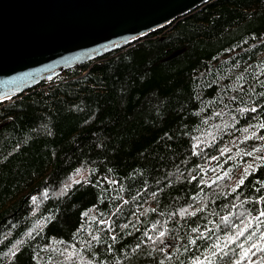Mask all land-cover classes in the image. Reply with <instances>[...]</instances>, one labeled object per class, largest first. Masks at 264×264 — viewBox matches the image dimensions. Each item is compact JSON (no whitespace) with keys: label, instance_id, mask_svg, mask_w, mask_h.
<instances>
[{"label":"trees","instance_id":"1","mask_svg":"<svg viewBox=\"0 0 264 264\" xmlns=\"http://www.w3.org/2000/svg\"><path fill=\"white\" fill-rule=\"evenodd\" d=\"M262 212L264 0L0 104V264H264Z\"/></svg>","mask_w":264,"mask_h":264},{"label":"water","instance_id":"2","mask_svg":"<svg viewBox=\"0 0 264 264\" xmlns=\"http://www.w3.org/2000/svg\"><path fill=\"white\" fill-rule=\"evenodd\" d=\"M211 0H0V104ZM175 247L170 246V255Z\"/></svg>","mask_w":264,"mask_h":264},{"label":"snow or ice","instance_id":"3","mask_svg":"<svg viewBox=\"0 0 264 264\" xmlns=\"http://www.w3.org/2000/svg\"><path fill=\"white\" fill-rule=\"evenodd\" d=\"M254 110V109H253ZM243 183V180H241V184ZM261 215H264V212L261 213ZM242 234V233H241ZM255 247V245H253ZM245 256H247V252L244 253Z\"/></svg>","mask_w":264,"mask_h":264}]
</instances>
